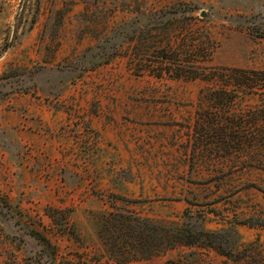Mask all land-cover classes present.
<instances>
[{"label": "rangeland", "instance_id": "obj_1", "mask_svg": "<svg viewBox=\"0 0 264 264\" xmlns=\"http://www.w3.org/2000/svg\"><path fill=\"white\" fill-rule=\"evenodd\" d=\"M179 1L201 8L187 31L195 47L187 61L207 48L199 66L208 71H255L253 93L237 103L264 107V0H0V264H117L102 230L110 212L169 225L189 209L211 230L251 218L264 225V163L231 172L225 159L195 149L209 82L157 78L156 53L137 45L80 78L69 70L90 61L133 2L159 9ZM256 27L260 37L248 29ZM238 232L240 260L176 247L126 264H264V227Z\"/></svg>", "mask_w": 264, "mask_h": 264}, {"label": "trees", "instance_id": "obj_2", "mask_svg": "<svg viewBox=\"0 0 264 264\" xmlns=\"http://www.w3.org/2000/svg\"><path fill=\"white\" fill-rule=\"evenodd\" d=\"M25 2L20 0L19 4L25 5ZM137 3L133 2V7L128 8V18L117 23L97 44V53L90 57V61L70 62L69 70L77 71L76 78H80L87 70L109 64L121 56L127 47L137 45L135 48L138 49H153L156 59L164 67L163 71L161 69L158 72L157 78L165 76L168 79L201 80L212 85L201 92L206 103L199 104L193 123L194 141L197 143L195 149L198 148L199 153L207 149L208 154L225 159L231 172L239 166L263 167L264 107L242 111L237 103L241 95L245 96L244 93H253L255 84L252 80L256 72L227 67L209 68L208 71L199 66L209 55L207 48L203 52L197 51L198 60L187 61L186 54L195 49L185 42L187 31L197 20L194 15L201 10L195 3L179 1L159 9L140 7ZM208 17L201 12L199 21L208 22ZM248 29L252 36L260 37L259 27ZM197 43L201 48L206 46L204 42ZM10 46V42H6L3 49ZM22 72L29 76L32 74L30 70ZM210 158L212 160L209 159V163H214V157ZM188 204L197 205L192 202ZM254 219L228 222L225 227L211 230L206 227L209 221L202 213H193L189 209L183 211L180 222L169 225L155 223L127 210L123 213H104L102 230L106 250L108 248L107 252L112 254L111 259L117 264L147 261L156 254L176 247L210 249L226 259L240 260L242 239L238 226L264 227L258 222L252 223ZM195 253L190 252L188 256H195ZM165 264L179 263L167 261Z\"/></svg>", "mask_w": 264, "mask_h": 264}]
</instances>
